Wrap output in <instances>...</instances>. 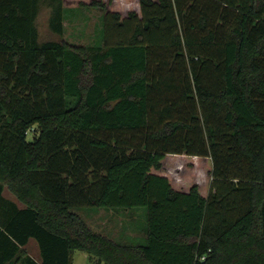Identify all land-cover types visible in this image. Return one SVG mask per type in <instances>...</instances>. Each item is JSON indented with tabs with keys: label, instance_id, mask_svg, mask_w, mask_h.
Wrapping results in <instances>:
<instances>
[{
	"label": "trees",
	"instance_id": "obj_1",
	"mask_svg": "<svg viewBox=\"0 0 264 264\" xmlns=\"http://www.w3.org/2000/svg\"><path fill=\"white\" fill-rule=\"evenodd\" d=\"M0 210V264H264V0H0Z\"/></svg>",
	"mask_w": 264,
	"mask_h": 264
},
{
	"label": "rangeland",
	"instance_id": "obj_2",
	"mask_svg": "<svg viewBox=\"0 0 264 264\" xmlns=\"http://www.w3.org/2000/svg\"><path fill=\"white\" fill-rule=\"evenodd\" d=\"M54 8L44 4L40 9L36 21V28L39 35L40 43L47 41H65L76 45H92L95 42V37L100 24V12L98 10H89L78 13L75 17L64 22L65 32L63 36L56 34L51 28V20L53 18ZM33 133H29L28 140L32 141ZM5 196L13 198L9 191L6 190ZM86 224L96 233L119 240L123 232V225L129 224L134 218L130 211L121 210H104L101 209L95 213H86L82 210L76 211ZM135 216L140 215L139 212H134ZM124 231L126 236H138V233L133 231ZM123 239L122 241H124ZM28 253L36 261H40V253L38 245L35 241L31 242L27 248ZM96 263L95 259L89 254L81 251H76L73 255V264Z\"/></svg>",
	"mask_w": 264,
	"mask_h": 264
},
{
	"label": "crops",
	"instance_id": "obj_3",
	"mask_svg": "<svg viewBox=\"0 0 264 264\" xmlns=\"http://www.w3.org/2000/svg\"><path fill=\"white\" fill-rule=\"evenodd\" d=\"M6 190L7 191H9L8 190V188L6 187L5 189H4V191H3V197L5 198V199H7V200H9L10 202H13L15 205H16V207L18 208V209H24L25 208V206L23 205V204H21V203H19L18 201H17V199H16V197L9 191V193L11 194V196L13 197V198H9V197H6L5 196V192H6ZM0 219L1 220H7L8 219V214L7 213H4V211H2V210H0ZM34 240H32L31 242H33ZM30 242V243H31ZM30 245V244H29ZM28 245V246H29ZM28 246H27V248H28Z\"/></svg>",
	"mask_w": 264,
	"mask_h": 264
},
{
	"label": "built area",
	"instance_id": "obj_4",
	"mask_svg": "<svg viewBox=\"0 0 264 264\" xmlns=\"http://www.w3.org/2000/svg\"><path fill=\"white\" fill-rule=\"evenodd\" d=\"M87 264H92V263H87Z\"/></svg>",
	"mask_w": 264,
	"mask_h": 264
}]
</instances>
